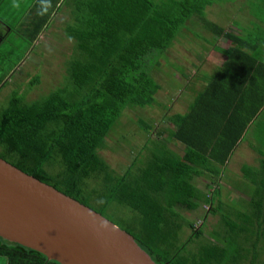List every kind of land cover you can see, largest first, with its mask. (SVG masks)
<instances>
[{
	"label": "trees",
	"instance_id": "obj_1",
	"mask_svg": "<svg viewBox=\"0 0 264 264\" xmlns=\"http://www.w3.org/2000/svg\"><path fill=\"white\" fill-rule=\"evenodd\" d=\"M49 1L50 10L42 8L47 0H37L34 6L30 26L35 36L62 5ZM214 1L64 0L70 18L65 34L74 50L66 64V81L40 100L27 102L14 93L0 114V158L88 207L84 187L91 179L102 180L109 202H126L139 213V234L126 232L157 264H264V123L258 125L264 120V32L259 27L242 37L209 21L206 9ZM260 11L253 10L263 16ZM192 18L199 19L213 40L224 37L231 43L220 51L227 58L226 68L207 80L186 113L165 118L173 129L163 131L184 147L183 156L171 151L166 139H148L128 170L119 174L100 155L107 137L126 109L157 107L161 87L152 69H161L163 57L172 66L169 51L176 42L188 41L178 38ZM225 80L238 87L230 89ZM140 121L146 131L152 129ZM255 125L263 148H253L258 167L242 169L243 187L238 189L250 197L248 211L238 215L243 224L226 221L229 232L220 236L213 230L204 233L205 222L196 226L181 221L180 208L196 211L208 205L205 221L222 212L223 202H216L220 190L206 194L192 181L203 175L221 178L249 126ZM50 162L62 164L58 178L44 168ZM0 257L6 264H59L1 238Z\"/></svg>",
	"mask_w": 264,
	"mask_h": 264
},
{
	"label": "rangeland",
	"instance_id": "obj_2",
	"mask_svg": "<svg viewBox=\"0 0 264 264\" xmlns=\"http://www.w3.org/2000/svg\"><path fill=\"white\" fill-rule=\"evenodd\" d=\"M33 1L35 0H5L0 5V19L7 26L6 28L0 27V35L8 34L4 43L0 46V114L8 107L14 93L19 92L22 94L27 102L40 100L52 91L62 87L67 79L66 64L71 61L74 51L73 42L65 34V26L70 20L69 15L66 13L69 6L63 3L61 6H56L44 30L38 36H35L32 26H30L34 17L33 15L36 13V9L33 8ZM222 1L226 2L229 0H215L213 5L207 7L206 18L209 21L212 20L222 25L226 29L230 28L229 26L235 27V22L233 23L232 21L233 18L242 20V24L246 25L248 14L246 9L242 12L238 10L241 5L240 0H238V3L236 2L235 6L225 7L221 5ZM215 5H219L220 7ZM258 14L260 13L258 12ZM192 20L194 21L188 23L189 28L183 29L178 38L180 40V38L187 37L188 41L184 39L179 43L176 42L175 46L169 51L170 62L172 63L170 64L179 73L178 76L185 75L188 77L187 74L190 75V71H187V68L183 70L184 64L187 65L185 62L186 58L193 53L197 56L206 43L203 37L209 39L211 34L203 25H200V22L197 23L199 19L192 18ZM7 29L10 30L9 33H7ZM27 29L29 30L26 31ZM184 44L186 51H184ZM181 45L183 46L181 47ZM161 60H164L166 63L164 57ZM176 60L181 64L177 63ZM165 63L162 64L161 69H158L156 66L152 69L153 73H158L156 76H153L156 77V82L161 87L157 95V99L159 100L158 105H161V107L155 104L157 107L126 109L119 119V124L113 128L107 137L106 148L100 152V155L109 164L110 168L119 174H123L124 171L128 170L132 165V160L138 155L137 150L139 151L148 139L160 140V138H163L172 145L168 133L163 131L172 127L166 123L165 119L173 114L172 108L168 110V105L176 102L175 109L181 110L182 107H178V99H184L188 103H191L193 101L192 98L194 99V95L197 93L193 88L187 86V79H184L182 82H179L182 77L179 80H174L171 76L173 71L169 69L170 65H166ZM169 71L171 75H169ZM33 81L36 82V85L32 86L31 83ZM163 103L167 106L165 107ZM140 119L151 125L152 129L146 131L140 124ZM260 120L261 124L258 125L262 126L264 120ZM259 126L256 127L255 125V129L252 128L242 145L233 152L230 165H233L235 162H253L254 157L247 156L246 154L251 153V151L256 152L253 149L256 146L263 148L259 139L257 140L255 136L259 133ZM251 136H253V140H251ZM245 144H249L252 150L245 149ZM145 158L141 157L140 160H144ZM10 159L14 161L15 157L11 156ZM44 168L51 176L58 178L62 171V164L50 162ZM198 180L195 184L202 188L203 191H208V186H211L210 181L204 178ZM214 181L216 180H212L213 183H215ZM83 190L82 195L87 198V202L93 210L102 213L104 217L121 229L133 232L136 235L139 234L141 227L138 223L140 218L139 213L126 202L122 204L116 201L109 202V190L106 191V185L102 180H99V178L91 179ZM228 194H231V192L229 191ZM246 204L238 196L231 197L230 195L223 201L222 212L217 213V215H208L206 221L203 218L207 214L208 205L202 204L196 211H186L181 208L178 210L180 215L185 218H182L181 221L187 220L193 222L196 226H200L205 222L202 226L204 233H209L213 230L219 233L220 236H224V231L229 232L226 221L243 224L244 218L238 219V215L240 212L248 211L249 207ZM221 217H224L225 221H221ZM208 237L205 234L204 238L206 240L209 239ZM205 239H202L204 244L207 242ZM195 248L193 246L190 249L192 253L194 252L193 254L197 255ZM251 248L250 246L247 249L251 250ZM247 262L250 264L249 260L244 261L243 264H247ZM0 264H6V259L0 257ZM231 264L239 263L233 261Z\"/></svg>",
	"mask_w": 264,
	"mask_h": 264
},
{
	"label": "water",
	"instance_id": "obj_3",
	"mask_svg": "<svg viewBox=\"0 0 264 264\" xmlns=\"http://www.w3.org/2000/svg\"><path fill=\"white\" fill-rule=\"evenodd\" d=\"M0 238L59 264H157L112 221L2 158Z\"/></svg>",
	"mask_w": 264,
	"mask_h": 264
},
{
	"label": "crops",
	"instance_id": "obj_4",
	"mask_svg": "<svg viewBox=\"0 0 264 264\" xmlns=\"http://www.w3.org/2000/svg\"><path fill=\"white\" fill-rule=\"evenodd\" d=\"M47 1L48 2H44L42 8L45 7L44 9L50 10L51 6H49V5H52V4H51V2L49 0H47ZM63 1L64 0H58L59 4L63 3ZM4 2H5V0H2L0 2V5L3 4ZM36 2H37V0L33 1V8L36 5ZM236 2L238 3L239 1L238 0H235V1H230L229 0V1H226V2L222 1L221 5L223 7H225V6H235ZM240 2H241V5L238 8V10L241 11V12L244 9L247 10L248 19H247L246 25L242 24V20L237 19V18H235V19L233 18L232 21H233V23L235 22V24H234L235 27L234 26H232V27L229 26L232 29H230V28H228V29L225 28V29L228 30V31H232V32H234L237 35H240L242 37L243 36L249 37V34L251 32L254 33L255 32L254 30L256 28H259V27H261L262 32H264V13H262L263 16H261V15H259V14L257 15V13L253 12V10L255 12L258 11V10L259 11L262 10L264 12V1H260V0H240ZM252 4H255L256 8H253ZM215 6H219V5H215ZM1 22H2V20H1ZM213 23H215V22H213ZM215 24L223 27L222 25H220L218 23H215ZM1 26L4 27V28L7 27L3 22H2V24H0V27ZM9 32H10V30L7 29V33H9ZM209 40L212 42L211 45L205 44L203 49L198 52L197 56L193 53V54H191V56L186 58L185 62L187 63L188 66L186 64H184L186 67L184 66L183 70H184V68H187V71L188 70L190 71V75L187 74L188 77L185 76V75L178 76L179 73L177 71H175L172 68V66H169L170 67L169 69H171L173 71L172 75L170 74V71H169V75H171L174 80H176V79L179 80L180 77H182L181 78L182 80L180 79L179 82H182L184 79H187L186 80L187 86L189 88H193L194 91H197L196 95L198 94V92L203 90V88L205 87V85L207 83L208 78L210 79L213 76H216V75L218 76L226 68L227 58L220 51L230 47L231 43L229 41H227L224 37H216V39L213 40L211 35L209 36ZM182 46L183 45H181V47ZM185 48H186V46L184 44V49ZM184 51H186V49ZM184 53L187 54L186 52H184ZM261 59L264 62V52L261 53ZM177 63H180V62L177 61ZM233 76L235 77L234 74L232 75V77ZM232 77H230L229 81L231 80ZM189 79H190V81H189ZM229 83L230 82H228V80L224 81V85L225 86H229L230 89H232V90H234L235 87H238L235 84L232 85V83H231V85H230ZM238 85H239V83H238ZM186 89H187V87H186ZM196 95H194V99H195ZM194 99L192 98L193 101L191 103H188L184 99L183 100L178 99V101H179L178 107L181 106L182 109L181 110L175 109L176 102L175 103L173 102V104L171 103L170 105H168V110L170 108H172L173 114H184V113H186L188 111V108L194 102ZM166 106L167 105H165V107ZM263 111H264V108H263ZM171 129H173V127H171ZM248 130H249V132H251L252 127L249 126ZM249 132H248V135L250 134ZM250 138H251V140H253V136H251ZM171 143H172V141H171ZM242 143H243V141H241L239 143L237 148L239 146H241ZM169 146H170L169 148L171 149V151L175 152L179 156H183L184 155V147H181L179 145L176 146V144H174V143H172V145L169 144ZM237 148L234 151H236ZM245 149H247V150L251 149L252 150V147H250L249 144H245ZM246 155L247 156H251V157L253 156L254 157L253 158V162H251V163H248L247 161H244V163L243 162H235L233 165H230V162H232L231 158H230L226 168L223 171V174H222L221 178L220 177L217 178V177H211V176H208V175H203V176L194 177L192 183L196 187H198L200 190L203 191V189L200 188L195 183H197V181H199L198 179H201V178L209 180L210 181V185H211V186H208V191L209 192L207 190L203 191V192L206 193V194H210L211 195V193L214 192L213 190L215 188H218L221 193H220L219 196H216V199H217L216 202H218L219 200L223 202L225 198H228V196L231 195V197L232 196H234V197L238 196L240 200L248 203L250 201V197L246 195L247 197L243 198L242 196H245V193L243 191H241V189H238L240 187H243L242 169H243L244 166H251V167L256 168V167H258L259 163H258V158H257L258 156L256 155L255 152L251 151V153H247ZM212 180H216V181H214L215 183H213ZM229 191L231 192V194H228Z\"/></svg>",
	"mask_w": 264,
	"mask_h": 264
},
{
	"label": "flooded vegetation",
	"instance_id": "obj_5",
	"mask_svg": "<svg viewBox=\"0 0 264 264\" xmlns=\"http://www.w3.org/2000/svg\"><path fill=\"white\" fill-rule=\"evenodd\" d=\"M7 35H0V46L4 43L5 39H6ZM19 95H22L18 92Z\"/></svg>",
	"mask_w": 264,
	"mask_h": 264
}]
</instances>
